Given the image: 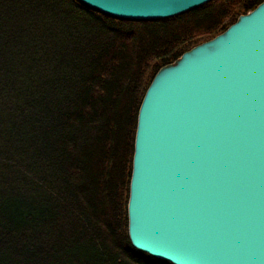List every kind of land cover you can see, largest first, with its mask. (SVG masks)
<instances>
[{"label":"trees","instance_id":"1","mask_svg":"<svg viewBox=\"0 0 264 264\" xmlns=\"http://www.w3.org/2000/svg\"><path fill=\"white\" fill-rule=\"evenodd\" d=\"M263 2L138 20L80 0H0V264H173L129 236L148 75Z\"/></svg>","mask_w":264,"mask_h":264},{"label":"water","instance_id":"2","mask_svg":"<svg viewBox=\"0 0 264 264\" xmlns=\"http://www.w3.org/2000/svg\"><path fill=\"white\" fill-rule=\"evenodd\" d=\"M161 19L212 0H80ZM132 244L173 264H264V2L161 71L139 111Z\"/></svg>","mask_w":264,"mask_h":264},{"label":"rangeland","instance_id":"3","mask_svg":"<svg viewBox=\"0 0 264 264\" xmlns=\"http://www.w3.org/2000/svg\"><path fill=\"white\" fill-rule=\"evenodd\" d=\"M248 13H249V12H248ZM248 13H246V14H248ZM246 14L242 13L241 15H239L238 20L240 19L241 16L246 15ZM238 20H237V21H238ZM225 31H226V30H225ZM225 31L221 32L220 34H223ZM220 34H218V35H220ZM218 35H217V36H218ZM215 37H216V36H215ZM215 37H209V36H206V35L201 36V37L199 38L200 41H199L198 43L192 45L189 49H187L185 53L192 51L195 47H197V46H199V45H202V44H204V43L209 42L210 40L214 39ZM185 53H184V54H185ZM176 63H177V62H175V63H173V64H176ZM166 67H167V66L162 67L158 72H156V73L153 74V75H152V74H149V75H148V79H149V83H150V85L153 83V81L155 80L156 76H157L161 71H163ZM151 75H152V76H151Z\"/></svg>","mask_w":264,"mask_h":264}]
</instances>
